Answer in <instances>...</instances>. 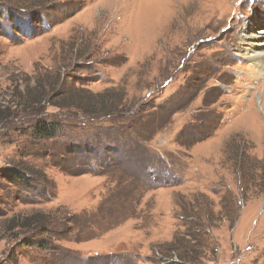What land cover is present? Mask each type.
<instances>
[{"label": "rangeland", "instance_id": "rangeland-1", "mask_svg": "<svg viewBox=\"0 0 264 264\" xmlns=\"http://www.w3.org/2000/svg\"><path fill=\"white\" fill-rule=\"evenodd\" d=\"M263 30L264 0H0V101L61 77L47 98L125 92L124 109L140 110L99 121L46 107L0 126V264H264V72L248 52ZM151 100L167 104L157 112ZM196 111L205 125L184 127ZM40 117L64 126L63 143L32 138ZM135 125L163 160L147 177L131 176L135 142L120 145ZM103 144L107 170L95 167ZM60 146L69 155L47 156ZM11 164L48 186L13 182ZM34 215L49 222L9 232ZM174 241L180 254L167 257Z\"/></svg>", "mask_w": 264, "mask_h": 264}, {"label": "trees", "instance_id": "trees-1", "mask_svg": "<svg viewBox=\"0 0 264 264\" xmlns=\"http://www.w3.org/2000/svg\"><path fill=\"white\" fill-rule=\"evenodd\" d=\"M14 30L17 33L22 32L20 25H18V26L16 25V29H14ZM39 82L41 83V84H39V87H36V89L32 90L31 92L28 91L25 94L24 93L22 94V92H21L20 94H17L19 96L18 97L19 101H17V99H16L17 97H15L16 95H12L9 98H7V96H5V100L3 99L2 101H0V126L1 125L5 126L6 124L10 125L11 123H13V121H15L14 119H16V118L19 119V118H21V116L23 118L35 117V116L37 118L39 116H41V117L43 115L45 116V114H46L45 108L46 107L53 108V109L61 111L63 113L74 112L83 118L98 119L99 121H102L103 119H107V118H112V117L115 120L116 118H118L120 116L124 117L125 115L132 113V111L134 113L140 111V110H135L134 109L135 106H133L131 109H127V110L124 109V103L126 102L125 92H124V94H122V93L117 94V92H116V94H113V95L108 94V92L104 93V94H93L90 90H87L86 88H77L74 91H71V89H70L65 94H62L63 93L62 92L59 94V96L53 97L50 99V98H47L48 97L47 88L49 87L50 90L53 91V93L58 91L60 87L64 89L65 83L63 82L62 78L60 77L58 79H55L54 82H50L47 80L46 85H44L41 81H39ZM189 84L190 83L187 82L186 85H184L185 86L183 88L184 91L187 90ZM166 85H168V84H166ZM71 88H72V86H71ZM45 93L47 95H45ZM46 98H47V100H46ZM113 100H115V101H113ZM190 101L191 100H189L188 102L185 101L183 104L178 106V111L175 110L177 112H174V114L182 113L183 112L182 110L184 108L186 109V107L188 106L187 104ZM181 102H183V101H181ZM149 103L152 105V109L155 108L157 110V112H159L160 109H163V107H165L164 105L167 104V103L156 104V102L154 100H151ZM41 117L39 119V122H37L33 128L34 130L32 131V138H34L35 140H38L39 142H45L44 146H47L48 148L54 147L53 146L54 144L52 145V147L46 144L50 141H57V142L60 141L61 143H63L62 137H63V133H64V130H63L64 126H62L60 123H58L54 120H51V119L48 120V118H46V117H44V119H41ZM129 117H130V115L127 118H129ZM201 118L202 117H201L200 112L196 111V113L191 117V122L189 124H187V126L185 125L184 127L189 128V127H191L193 125H197V124L198 125H203V124L205 125V120H201ZM214 121L215 122H214L212 128L213 129L217 128V127L219 128V126H220L219 119H215ZM142 129H144V128L141 125H138V126L135 125L134 127L128 128V130L130 132L129 135L126 134V130L122 131L123 133H125L126 136H125V141L123 143H121L120 145L126 147L127 141L131 139L132 142H135L134 145H135V148L137 149V151L138 150L141 151V152H139V155H138L139 157L137 159V161H138L137 167L134 168L133 166H130L131 170L134 169L133 173L131 174L132 177L140 175V174H138V173H140V171H142V174L139 177H142V176L147 177L146 171H148V169L153 170L154 169L153 166L161 168L160 162L161 161L163 162L162 159L160 161V157L156 153H154L150 148L152 136L151 137L145 136V134H147L149 132V129L148 130H142ZM100 133H103V131H101ZM114 133L115 132H113L112 130H109L106 133L107 134L106 137L108 138L107 140H109L111 143H114L113 137H115V136L117 137V134H114ZM180 135H181V133H180ZM180 135L175 140V143H177L178 145L179 144L181 145L182 138H180ZM104 137L105 136H103V139H104ZM90 141H93V140L92 139L83 140V141L79 142V144L80 143L90 144ZM57 142H55V143H57ZM103 143H106V141H104ZM72 145L75 146L76 143H74ZM91 145L94 146L95 144H91ZM97 145L98 144H96V146ZM60 147H61L60 149H55V151H53L52 149H49L51 151L48 152L47 156L50 157L51 159L52 158L57 159L58 157H60V155H62V157L64 155H69V152L67 151V148L65 146H63V147L60 146ZM76 149H77V151L81 150L80 147L75 148V150ZM129 149L130 148H127L128 151H130ZM65 150H66V152H65ZM103 150H107V149H105L104 144L102 145V147H100V151H98V153H97L98 160L100 161V164H96L95 167H96V169L103 167L104 170H107V167L104 166V163H105L104 161H108V155L107 154L110 152L100 153L102 155H99V152H101ZM74 151L72 153H75ZM107 151H109V150H107ZM85 154H88V156H86V159H88L89 155H91V154L94 155V154H96V152H93V153L92 152H90V153L86 152ZM102 158H105V160H102ZM95 159H97V158L94 157L93 159H88L87 163H86L87 166L89 164H91ZM113 162H115V161H111L109 165L112 166ZM52 163H53V161H52ZM10 167H11V170H9V177H12V178L15 177V179L13 178V182L18 183V180H20V177L24 178L27 175V179H29L30 183H32V182H34V183L37 182V183H41V184L44 183L46 186H48V183L46 182L47 178L45 176H43V174H41L40 172H38V171L34 172L29 168L21 167L19 164H16V165L11 164ZM169 168L171 169V167H169ZM91 172H92V169H86V171L83 170L82 172L74 173L71 176L72 177L84 176V175H87ZM175 180H176V178H175ZM41 189H42L43 195H45L46 189L44 188L43 185H42ZM49 195H51V193H49ZM41 198H43V197H41ZM43 199H45V198H43ZM223 202H225V201H223ZM223 202L221 201L222 207H223ZM195 203H198V200H195ZM202 207L203 206L200 205L199 208H202ZM184 209H185V207H184ZM187 210H188V212H190L189 216H191V217L194 216V218H195L194 210L191 209V207L187 208ZM57 213L59 216H61L60 210H58ZM15 221L16 220H11L7 223V226L9 227V232L12 233V235L14 234V231H16V230H19V231L25 230L24 232H27L30 230H37L38 228L41 229L44 225H46L49 222V220H47V218H45L42 215H39V216L34 215V216L26 217V218H24L25 223L20 224V225H15ZM91 222H92V220L90 219L89 222H87V223H91ZM188 223H190V222H188ZM194 225H195V223H194ZM191 227H193V226L187 227V228H190L192 230L189 229L190 231H188L187 234L184 236L185 242H183L185 244V246H187L189 249L191 248V245L193 242L191 239V238H193L192 236L193 235L197 236L196 234H194V233H196L195 228H191ZM198 237L204 238L205 235H198ZM195 239L196 238H194V240ZM201 240H205V238L201 239ZM203 242L205 243V241H203ZM203 242H201V245H203ZM183 243H181V244H183ZM169 247H172V249L168 248L167 250H164V251H167L169 253V256H167V257H171V254H174V253L178 254L180 246L178 245V243L176 241L172 242ZM212 251H213L212 253H217L215 248H213Z\"/></svg>", "mask_w": 264, "mask_h": 264}, {"label": "bare ground", "instance_id": "bare-ground-1", "mask_svg": "<svg viewBox=\"0 0 264 264\" xmlns=\"http://www.w3.org/2000/svg\"><path fill=\"white\" fill-rule=\"evenodd\" d=\"M264 34V30L262 31ZM259 36V35H258ZM262 37V36H261ZM248 39L249 37H245V40L243 41L244 43H248ZM264 41L261 42V48L260 50H257V46L255 45H251V49H248V52L254 55V62L256 63V65L258 66V68H260L263 72H264ZM256 43V42H254Z\"/></svg>", "mask_w": 264, "mask_h": 264}]
</instances>
